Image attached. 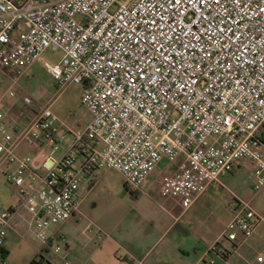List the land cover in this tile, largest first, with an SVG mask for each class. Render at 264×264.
<instances>
[{
  "label": "built area",
  "instance_id": "2783aa9c",
  "mask_svg": "<svg viewBox=\"0 0 264 264\" xmlns=\"http://www.w3.org/2000/svg\"><path fill=\"white\" fill-rule=\"evenodd\" d=\"M45 52L63 55L44 67L59 92L82 86L91 120L74 131L52 112L53 100L23 95L11 114L0 100V183L18 198L17 207L0 208L4 261L18 219L42 250L69 264L66 239L52 228L78 219L102 170L118 172L138 194L166 162L160 191L184 211L243 161L253 190H264V0H0V67L11 88ZM235 199L221 236L230 244L264 225L249 202ZM221 240L202 263L232 255ZM255 262L264 264V248Z\"/></svg>",
  "mask_w": 264,
  "mask_h": 264
},
{
  "label": "rangeland",
  "instance_id": "374dc122",
  "mask_svg": "<svg viewBox=\"0 0 264 264\" xmlns=\"http://www.w3.org/2000/svg\"><path fill=\"white\" fill-rule=\"evenodd\" d=\"M120 1L126 5L132 2V0ZM62 57L63 55L58 52H45L39 62L19 76L17 85L13 88H11L12 75L0 67V80L4 83L0 85L3 110L11 114L9 109L23 95L45 105H50L49 102L53 100L52 112L62 122L74 131L84 129L90 123L91 115L82 104V86L70 85L59 92L56 81L44 67V63L57 64ZM9 90L15 93L16 98L9 97ZM56 96L57 100H54ZM16 112V108H13L12 113ZM71 140L72 137L68 136L62 146L67 147ZM23 149L33 151V149ZM45 152L54 159L59 157L58 154L51 155L49 148L45 149ZM169 168L168 163H162L146 180L142 191L138 194L128 191L125 180L118 172L100 171L95 186L86 195L84 194L78 219H70L62 225L54 226L52 232L57 231L60 233L59 237L64 236L67 242L79 248L85 247L90 241L92 243L89 247L92 248L107 235L122 245L123 249L119 254L121 257L125 256V253L132 254V251L138 249L133 240L142 238L148 246L143 248V252L138 251V253L142 255L148 253V264L155 261L160 254L171 255V252H166L171 247H175L173 251L175 256L181 255L179 249L184 250L185 253L189 251L194 259L202 255L212 243L221 240L223 232L234 217L235 198L249 202L254 210L264 217V190L259 193L253 190V172L250 163L243 161L241 167L234 173L222 177L220 184L206 191L187 211L177 205L176 200L163 195L160 191V178ZM17 206L18 198L14 195L13 188L1 179L0 208L8 210ZM171 217L178 219L177 231L164 236L168 224L172 222ZM13 224L15 230L9 233L6 245L8 255L4 261L0 252V264H30L33 259L40 260L41 256L37 253L43 246L36 232L29 231L28 227L22 225L18 219H15ZM221 242L228 244L225 240ZM259 248L258 244L253 246L255 251ZM230 251L232 256L229 262L221 260L214 254L209 255L207 261L212 259L216 264H238L236 262L239 258L238 254L242 250L230 249ZM168 259L170 260V257ZM56 262L61 263V261Z\"/></svg>",
  "mask_w": 264,
  "mask_h": 264
},
{
  "label": "crops",
  "instance_id": "0c3cea01",
  "mask_svg": "<svg viewBox=\"0 0 264 264\" xmlns=\"http://www.w3.org/2000/svg\"><path fill=\"white\" fill-rule=\"evenodd\" d=\"M171 218H172V222L168 224L165 230L164 236L177 231V226L179 224L177 221L178 219H174V217H171ZM54 232H57V231H54ZM57 234L60 235V233L58 232ZM133 241L136 243V246L138 249H135L134 251H132L133 252L132 254L125 253V256L123 257L119 255L120 251L123 249L122 245L118 241L110 238L107 235L104 239L102 238L99 241V243H95V246L92 248L89 247L90 243H92L91 241L88 244H86L85 247L83 248H79L77 245L66 241V245H67L66 253H67L68 260H69V264H147L148 253L146 255H142V253H138V251L143 252L142 251L143 248L145 246H148L147 242H145V240L142 238L140 239L135 238V240ZM248 241H250V243L248 244L246 243L247 242L246 241V242L239 243V244H230L227 242L228 244L222 243V245L228 250L230 249L242 250V252L238 254L239 258L236 261L238 264H257L255 262V258L257 257V254L264 248V225H261L258 228L255 235ZM257 244L259 245L260 248L255 251L253 249V246ZM179 250H180L181 255L176 254L175 256L173 255V251H175V247L174 248L171 247L166 250V252H171V255L160 254L156 257L155 261H153L152 263L150 262L148 264H200L202 263L204 253L202 255L200 254V256L198 257L196 256V259H194V257L190 255L189 251H186L185 253L184 250L182 249H179ZM37 255L42 256L45 259V262L47 264H58L56 261H61L60 264H63L62 256L53 255L50 251L41 249L37 253ZM5 256H7V254H5ZM168 257H170V260L168 259ZM220 259L223 260L222 258ZM230 259L231 257L223 261L229 262L231 261Z\"/></svg>",
  "mask_w": 264,
  "mask_h": 264
},
{
  "label": "trees",
  "instance_id": "16d2710c",
  "mask_svg": "<svg viewBox=\"0 0 264 264\" xmlns=\"http://www.w3.org/2000/svg\"><path fill=\"white\" fill-rule=\"evenodd\" d=\"M6 254L8 255V252H6ZM45 263V259L41 256L40 260L37 259H33L30 264H44Z\"/></svg>",
  "mask_w": 264,
  "mask_h": 264
}]
</instances>
